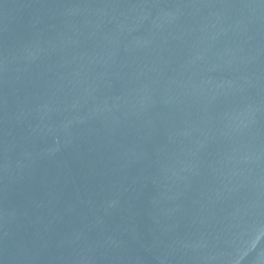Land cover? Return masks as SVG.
<instances>
[{
    "label": "water",
    "instance_id": "obj_1",
    "mask_svg": "<svg viewBox=\"0 0 264 264\" xmlns=\"http://www.w3.org/2000/svg\"><path fill=\"white\" fill-rule=\"evenodd\" d=\"M0 264H264V0H0Z\"/></svg>",
    "mask_w": 264,
    "mask_h": 264
}]
</instances>
